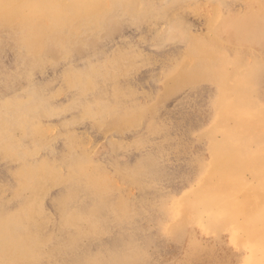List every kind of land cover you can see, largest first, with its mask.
I'll return each instance as SVG.
<instances>
[{"label":"rangeland","instance_id":"obj_1","mask_svg":"<svg viewBox=\"0 0 264 264\" xmlns=\"http://www.w3.org/2000/svg\"><path fill=\"white\" fill-rule=\"evenodd\" d=\"M0 264H264V0H0Z\"/></svg>","mask_w":264,"mask_h":264}]
</instances>
